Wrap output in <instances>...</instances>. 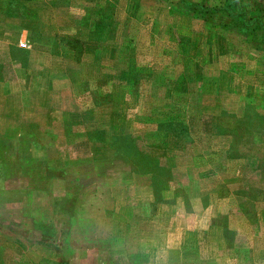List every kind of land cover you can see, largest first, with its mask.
Segmentation results:
<instances>
[{"label": "rangeland", "instance_id": "1", "mask_svg": "<svg viewBox=\"0 0 264 264\" xmlns=\"http://www.w3.org/2000/svg\"><path fill=\"white\" fill-rule=\"evenodd\" d=\"M242 16L264 0H0V264H264V193L200 220L158 205L264 146V29ZM216 207L228 251L206 243Z\"/></svg>", "mask_w": 264, "mask_h": 264}, {"label": "crops", "instance_id": "2", "mask_svg": "<svg viewBox=\"0 0 264 264\" xmlns=\"http://www.w3.org/2000/svg\"><path fill=\"white\" fill-rule=\"evenodd\" d=\"M8 49L11 50L13 53V55H10L12 61L14 60L15 52H21L22 57L15 55L16 58L19 59L20 61L22 60L21 62L26 61L28 64L29 61L28 53L30 52L32 53V51L28 50V47L25 44V42H21L20 44H18V48L11 47L10 45L8 46ZM18 67L24 70L28 68L21 66ZM174 135L179 137V135L177 134ZM187 146L189 147L191 145L188 144ZM253 146L256 147L253 148ZM257 147L258 145L256 144L250 147L241 146L239 148L240 158L234 161L235 162L233 163L234 172L230 173L229 176H227L228 174H225L228 170V167L225 164H221L220 167V165L213 162L212 165L214 164L215 167L211 168L213 172L212 175H204L195 171L197 175L196 178L192 180L191 179L188 180L189 181L188 183L190 184L184 185L180 188V191H182L183 193L182 196H178V195L176 196L172 191H168L166 196H161V199L158 201V205L161 206H163L164 204L175 205L177 206V210L179 209V211H182L185 215L193 216V217L200 216L199 217L200 220L201 216H203L202 212L210 211V208L213 207L212 205L213 201H216L217 199L234 197L233 200L235 201V197L238 196L240 193H244V194H249L251 192H257L259 194H261V192L264 193V190H260L259 188H255L252 186L246 187L243 184H241L243 183V179L246 173L244 174V171L243 173L239 172L240 170L239 165H241V167L242 165H245L246 166L245 168L251 171L250 174H253L255 177L258 178L261 177L262 179H264V168L261 169V167L259 166V163L261 161H263L264 163V146L263 148H261V150L256 152ZM177 155L178 157L182 158L180 154H178L173 150H170V156L172 158H178ZM174 167L176 168V164L171 168ZM206 169L207 168H204L200 172L206 173L207 172ZM200 176H206V177L200 178ZM208 183H210L211 185L208 186L209 185ZM216 183H218L217 186L212 185ZM233 184L235 185V187ZM194 185L196 187L198 186V188L193 190L191 187H193ZM217 191H221L222 195L218 194L220 192ZM205 199H207V201H205ZM261 203L264 204V201H262ZM237 209L240 217H242V215L244 214L241 208L237 207ZM210 213H211L210 222L207 225V229L205 233L206 243L213 242V238H214L215 243L220 246V249L228 251V248H230L228 247L229 240L227 239V237L224 235L223 232L226 231L228 233L230 231L236 236V232H235L236 230L232 228L231 223L228 221V215L222 213V210H220L219 207H216L214 212H210ZM220 218H223V224L222 225L215 224V221ZM198 257L200 258V261L204 262L205 264H219L218 260H216L213 255L207 258L204 257L202 258L200 257L198 251Z\"/></svg>", "mask_w": 264, "mask_h": 264}, {"label": "trees", "instance_id": "3", "mask_svg": "<svg viewBox=\"0 0 264 264\" xmlns=\"http://www.w3.org/2000/svg\"><path fill=\"white\" fill-rule=\"evenodd\" d=\"M218 11H220V10H214L213 12H218ZM229 13L231 14V12H229ZM238 15H239V13H238ZM257 21H259V23H260V25L258 26V28L264 29V23L263 22H260V18H253V17L252 18H247V17L242 16L240 23L247 24L248 25V24H251L252 22H257ZM252 111H254V109H252ZM174 128H176V127H174ZM177 135H179V133H177ZM114 145H115V149L117 151V154L119 156H121L122 154L124 155L126 153L127 155H129V157L135 158L136 160H139V161H142L143 160V158H142L143 156H141L142 154L138 150H136V148L134 146L133 147L125 146L124 143H123V140L122 141L114 142ZM227 149H228V147H227ZM236 158L237 159L240 158L239 154L237 155ZM150 163H152V165H154L156 163V160L155 159L154 160L151 159L150 160ZM158 167H161V168H169L168 166L166 167L161 162H159V160H158Z\"/></svg>", "mask_w": 264, "mask_h": 264}]
</instances>
